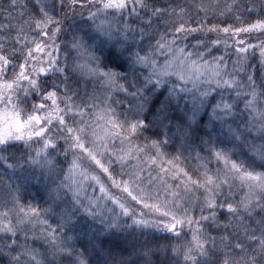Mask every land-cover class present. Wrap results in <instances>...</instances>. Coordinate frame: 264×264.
Segmentation results:
<instances>
[{
	"label": "snow or ice",
	"instance_id": "1",
	"mask_svg": "<svg viewBox=\"0 0 264 264\" xmlns=\"http://www.w3.org/2000/svg\"><path fill=\"white\" fill-rule=\"evenodd\" d=\"M0 167V264H264V0H0Z\"/></svg>",
	"mask_w": 264,
	"mask_h": 264
},
{
	"label": "trees",
	"instance_id": "2",
	"mask_svg": "<svg viewBox=\"0 0 264 264\" xmlns=\"http://www.w3.org/2000/svg\"><path fill=\"white\" fill-rule=\"evenodd\" d=\"M3 168L2 167H0V175H2L3 174ZM130 231V230H129ZM124 235H127V233H123Z\"/></svg>",
	"mask_w": 264,
	"mask_h": 264
}]
</instances>
